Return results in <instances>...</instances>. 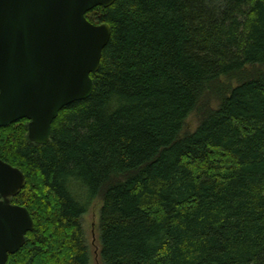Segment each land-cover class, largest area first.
Wrapping results in <instances>:
<instances>
[{
	"label": "trees",
	"instance_id": "obj_1",
	"mask_svg": "<svg viewBox=\"0 0 264 264\" xmlns=\"http://www.w3.org/2000/svg\"><path fill=\"white\" fill-rule=\"evenodd\" d=\"M87 18L112 28L91 96L46 144L26 118L0 127L34 220L8 264H90L82 217L101 193L102 264H264V0H116Z\"/></svg>",
	"mask_w": 264,
	"mask_h": 264
},
{
	"label": "water",
	"instance_id": "obj_2",
	"mask_svg": "<svg viewBox=\"0 0 264 264\" xmlns=\"http://www.w3.org/2000/svg\"><path fill=\"white\" fill-rule=\"evenodd\" d=\"M116 0H0V127L29 120V139L50 141L60 111L94 90L112 28L87 13ZM26 185L22 170L0 159V264L34 229L26 206L13 204Z\"/></svg>",
	"mask_w": 264,
	"mask_h": 264
},
{
	"label": "rangeland",
	"instance_id": "obj_3",
	"mask_svg": "<svg viewBox=\"0 0 264 264\" xmlns=\"http://www.w3.org/2000/svg\"><path fill=\"white\" fill-rule=\"evenodd\" d=\"M256 68V67H255ZM258 69V67L256 68ZM249 70H254L249 68ZM223 83L229 85H236L235 80L222 79ZM209 106L216 107L218 102L215 97L207 96L205 99ZM199 114L194 112L186 120L185 131H193L199 123ZM102 193L95 199L89 211L82 217V225L84 230V239L88 247L91 263L90 264H102L100 250V211L102 207Z\"/></svg>",
	"mask_w": 264,
	"mask_h": 264
},
{
	"label": "flooded vegetation",
	"instance_id": "obj_4",
	"mask_svg": "<svg viewBox=\"0 0 264 264\" xmlns=\"http://www.w3.org/2000/svg\"><path fill=\"white\" fill-rule=\"evenodd\" d=\"M28 124H29V120H28ZM29 137V136H28ZM1 159V158H0ZM3 160V159H2ZM5 161V160H4ZM7 162V161H6ZM11 164V163H10ZM17 196V195H16ZM16 196H13V197H10V201H11V203H13V204H17V205H20V204H18V203H15V201H14V198L16 197ZM0 200H2V197L0 196ZM21 206H23V205H21Z\"/></svg>",
	"mask_w": 264,
	"mask_h": 264
}]
</instances>
